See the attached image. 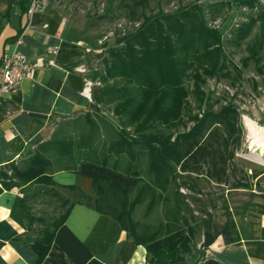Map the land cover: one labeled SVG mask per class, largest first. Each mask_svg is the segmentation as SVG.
Segmentation results:
<instances>
[{
    "label": "trees",
    "instance_id": "1",
    "mask_svg": "<svg viewBox=\"0 0 264 264\" xmlns=\"http://www.w3.org/2000/svg\"><path fill=\"white\" fill-rule=\"evenodd\" d=\"M146 1L139 0L137 4L143 5ZM233 2L238 6L259 7L255 16H249L233 32V39L240 41L256 23L259 24V34L246 45L248 55L243 57L242 65L246 66L248 61L259 63L264 50V0ZM29 4L30 0L25 13ZM121 34L120 44L108 43L97 54L102 86L93 99L95 103L90 105L96 110L100 103L113 105L114 114L122 117L116 137L105 146H98L95 136L99 124L90 118L88 111L85 113L91 123L88 133L72 138L58 137L55 132L20 164L10 162L0 166V190L24 188L34 182L52 183L53 167L74 169L81 160L122 171L134 178L130 188H121L111 184L105 176L94 175L91 195H84L75 186L63 187L64 192L49 191L59 200L62 209L49 219L33 213L26 216L27 233L35 232V236L24 239L36 254L35 264L45 258L55 231L77 202L114 218L135 243L146 248L154 264H186L185 255L196 234V218L193 213L187 217L181 212L177 191L172 193L174 206L169 210L172 219L160 223L155 230L141 226L133 218V212L136 206L144 203L147 215L157 204L169 200L166 191L170 185L176 187V180L183 173L196 172V164L213 157L216 152L209 144L213 124V130L222 126L227 131L224 150L227 158L234 155L228 149L230 140L242 130L237 125L239 113L231 103L218 111L200 106V116L191 117L193 123L187 130H170L182 122L189 94L184 78L189 73L192 93L200 103L205 97L202 87L208 77H241V68L230 63L224 53L222 32L207 25L203 5L194 1L171 11L159 9L149 15L141 14L139 23ZM161 126L169 132L159 130ZM212 140L217 141V138L214 136ZM57 161L59 164L54 166ZM247 182L238 179L232 188H250ZM201 220L202 217L198 228ZM35 223L39 227L33 230ZM196 264L222 263L214 258H202Z\"/></svg>",
    "mask_w": 264,
    "mask_h": 264
},
{
    "label": "crops",
    "instance_id": "2",
    "mask_svg": "<svg viewBox=\"0 0 264 264\" xmlns=\"http://www.w3.org/2000/svg\"><path fill=\"white\" fill-rule=\"evenodd\" d=\"M28 0H0V62L16 49L15 38L24 26L17 50L35 64L19 87L0 99V166L20 164L56 130V120L90 111L92 99L81 94L84 79L99 81L97 54L108 45L99 42L103 33L88 30L67 6L53 0L28 18ZM83 68L85 71H80ZM1 78V69H0ZM102 175L117 187L130 188L134 178L120 171L81 160L74 169L51 170L52 183L34 182L26 187L0 190V264H35L36 254L24 238L28 213L45 201L39 198L66 186L92 193V178ZM59 204V203H58ZM35 223L33 230L37 229ZM186 264L214 258L222 264H264V191L232 188L206 209ZM39 264H154L146 248L135 243L111 216L83 203L71 207L57 228L45 258Z\"/></svg>",
    "mask_w": 264,
    "mask_h": 264
},
{
    "label": "rangeland",
    "instance_id": "3",
    "mask_svg": "<svg viewBox=\"0 0 264 264\" xmlns=\"http://www.w3.org/2000/svg\"><path fill=\"white\" fill-rule=\"evenodd\" d=\"M47 1L49 0H45ZM53 1L57 6H67L70 16L81 19L88 30L107 36L105 40L109 44H120L121 33L134 28L139 23L141 14L149 15L159 9L171 11L179 6H188L194 1L200 2L204 7L207 25L222 32V46L228 61L242 70L239 79L208 77L202 87L205 93L203 103L192 93L193 82L190 73L185 76L184 86L189 93L188 104L182 112V122L176 128L170 129L171 131L187 130L193 123L191 117L196 114L200 116L201 109L218 111L227 103L236 107L239 113L237 125L242 131L230 140L228 149L233 151L234 155L227 158V151L224 150L227 146V141L224 140L227 139V131L222 126L213 130V124L210 127L212 135L209 144L216 153L212 158L207 157L196 164V172L183 173L176 180V187H168L166 195L169 200L157 204L147 215L144 214V203L136 206L133 218L139 221L141 226L155 230L160 223L172 219L169 210L174 206L172 193L175 191L178 193L176 196L181 212L187 217L191 213L195 216L196 233L203 212L213 203H217L220 196L231 189L236 180L248 181L250 187L264 191V50L261 51L259 63L248 61L246 66L242 65L243 57L248 55L246 45L259 34V24L256 23L252 27L245 39H233L235 28L247 21L249 16H255L259 7L238 6L233 0H147L143 5L137 4L139 0ZM259 69L262 72H259ZM99 86H102L101 82ZM92 103H95V100ZM98 107V110L90 109V118L99 124L95 143L103 147L116 137V128L122 125V117L114 114L112 104L100 103ZM53 122L56 124L55 132L58 137L77 138L79 134L88 133L91 125L85 114L63 120L54 119ZM159 130L169 132V129L163 126ZM214 136L217 141L212 140ZM58 164L57 161L53 165ZM39 198L45 199L38 208L39 214L47 219L62 209L58 204L59 200L50 194L40 195ZM36 226L39 227V224Z\"/></svg>",
    "mask_w": 264,
    "mask_h": 264
},
{
    "label": "built area",
    "instance_id": "4",
    "mask_svg": "<svg viewBox=\"0 0 264 264\" xmlns=\"http://www.w3.org/2000/svg\"><path fill=\"white\" fill-rule=\"evenodd\" d=\"M45 4V0H30V4L27 8L26 14L29 18L31 14L39 10ZM24 31L19 33L15 38V47L11 52H8L1 58L0 69V99L5 95L15 91L22 79L29 77L33 72L35 64H33L30 59L17 50V47L21 44L23 40ZM107 36H103L99 40L100 43L106 41ZM80 71H85V69L80 68ZM100 85L99 81H92L89 78H85L83 82V87L81 89V94L88 99H92V86Z\"/></svg>",
    "mask_w": 264,
    "mask_h": 264
},
{
    "label": "bare ground",
    "instance_id": "5",
    "mask_svg": "<svg viewBox=\"0 0 264 264\" xmlns=\"http://www.w3.org/2000/svg\"><path fill=\"white\" fill-rule=\"evenodd\" d=\"M251 125V124H250ZM249 128H251L250 126H249ZM253 128V127H252ZM252 131V130H251ZM253 134V133H252ZM255 135V134H254Z\"/></svg>",
    "mask_w": 264,
    "mask_h": 264
}]
</instances>
